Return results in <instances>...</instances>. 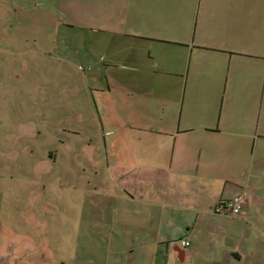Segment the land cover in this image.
Wrapping results in <instances>:
<instances>
[{"label": "crops", "instance_id": "obj_1", "mask_svg": "<svg viewBox=\"0 0 264 264\" xmlns=\"http://www.w3.org/2000/svg\"><path fill=\"white\" fill-rule=\"evenodd\" d=\"M187 1L20 0L85 29L98 63L114 194L105 260L80 264H264V0ZM242 191L239 215L215 212Z\"/></svg>", "mask_w": 264, "mask_h": 264}, {"label": "rangeland", "instance_id": "obj_2", "mask_svg": "<svg viewBox=\"0 0 264 264\" xmlns=\"http://www.w3.org/2000/svg\"><path fill=\"white\" fill-rule=\"evenodd\" d=\"M3 1L9 5L0 0V264L104 262L100 233L110 224L102 219L104 193L114 189L101 127L89 123L101 86L91 80L95 91L87 90V71L98 64L92 45L82 43L85 29L55 26L48 12ZM67 30L73 35L67 43L51 42Z\"/></svg>", "mask_w": 264, "mask_h": 264}, {"label": "built area", "instance_id": "obj_3", "mask_svg": "<svg viewBox=\"0 0 264 264\" xmlns=\"http://www.w3.org/2000/svg\"><path fill=\"white\" fill-rule=\"evenodd\" d=\"M247 196L246 191L240 192L237 196H235L232 199L222 201L218 204V206L215 208V212L218 214H228L231 216H237L239 215L241 211V201L243 198ZM183 246L188 247L190 246V241L183 240L182 241Z\"/></svg>", "mask_w": 264, "mask_h": 264}]
</instances>
